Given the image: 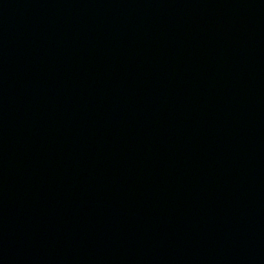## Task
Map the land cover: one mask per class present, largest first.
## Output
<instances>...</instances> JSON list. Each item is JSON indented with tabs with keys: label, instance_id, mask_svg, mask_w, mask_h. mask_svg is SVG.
Segmentation results:
<instances>
[{
	"label": "water",
	"instance_id": "1",
	"mask_svg": "<svg viewBox=\"0 0 264 264\" xmlns=\"http://www.w3.org/2000/svg\"><path fill=\"white\" fill-rule=\"evenodd\" d=\"M0 264H264V0H0Z\"/></svg>",
	"mask_w": 264,
	"mask_h": 264
}]
</instances>
